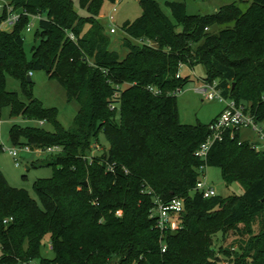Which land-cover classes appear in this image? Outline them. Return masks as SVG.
Instances as JSON below:
<instances>
[{"label":"trees","instance_id":"16d2710c","mask_svg":"<svg viewBox=\"0 0 264 264\" xmlns=\"http://www.w3.org/2000/svg\"><path fill=\"white\" fill-rule=\"evenodd\" d=\"M242 1L245 10L232 3L206 15L167 2L170 18L156 0H138L140 16L120 26L121 57L99 17L115 0H78L86 16L73 0H9L26 14L0 30V116L7 106L10 118L42 122L13 124V146L61 151L45 162L51 176L34 180L36 198L11 186L0 169V264H264V150L237 130L232 137L225 131L201 160L195 152L216 118L183 124L177 105V93L191 81L177 77L180 65H200L204 80L216 81L224 98L264 125V0ZM6 15L4 9L0 23ZM30 15H39L38 42L28 60L23 32ZM34 70L79 103L71 128L33 96L27 77ZM7 75L19 80L27 102L7 89ZM100 134L108 148L92 155ZM202 165L217 167L243 194L204 198L194 189ZM174 197L184 199L179 227L161 232L151 210L155 200ZM239 224L247 239L237 248L216 247L218 234ZM46 242L50 257L42 253Z\"/></svg>","mask_w":264,"mask_h":264},{"label":"rangeland","instance_id":"374dc122","mask_svg":"<svg viewBox=\"0 0 264 264\" xmlns=\"http://www.w3.org/2000/svg\"><path fill=\"white\" fill-rule=\"evenodd\" d=\"M163 12L171 18L169 9L166 6L167 2H183L188 14H212L215 13L220 7L232 3H236L241 10H245L248 3L240 0H156ZM74 9L81 16H86L87 13L83 11L78 3V0H73ZM113 3L105 2L101 13L100 19L105 27L106 34L111 39L110 48L116 50L121 57L126 55V49L121 47L125 34L120 29L122 23L127 20H134L139 17L142 8L138 0H122L115 6V11L112 13V18L108 17V13L113 7ZM38 19H30V30H24V52L28 60L31 59V49L37 44L38 40L35 39V32L37 29ZM114 27L115 33H110L109 28ZM9 30V26L6 24H0V30ZM219 27H214L213 31H217ZM154 45V43H151ZM181 76H189L191 81L185 86V88L177 93V105L179 112V120L183 124L195 125L198 123L208 124L214 118H216L223 110L225 103L219 99L206 100L200 94L195 91V87L200 82V79L204 77V70L202 66L195 65L194 68L184 66L180 70ZM32 82V94L42 103L45 108H54L56 110V119L59 124L69 129L72 127L73 119L78 112L80 105L76 100H68L66 92L62 85L55 79H50L44 70H34L28 75ZM6 87L10 91L17 93L18 97L27 102V97L23 93L20 86V82L17 78L7 75ZM10 108L5 106L1 111L0 116V143L2 150L0 151V169L7 179L8 183L16 188H23L29 192V194L36 198V194L33 190L32 184L37 178L50 177L52 174V168L45 165V162L56 155V153H22L18 155L19 165L15 164L14 158L8 153L7 148L13 147L9 139V129L13 124H19L21 126L38 125L39 121L26 120L21 117L10 118ZM42 127L47 131H53V125L50 122H45ZM240 138L242 140H248L250 142H258L257 134L250 129H242L240 131ZM108 148V142L103 134L99 135L98 145L93 149L92 155H98L102 151ZM29 168V169H28ZM206 184L207 187L214 189L217 195L228 196L237 195L241 196L244 192L243 187L238 182L227 184L222 176L221 171L217 167L207 166L205 169ZM242 225L236 226V229L228 231L224 237L218 234V240L216 247L221 246L223 248H229L233 246L237 248L240 241L246 240L247 235H240L237 229H241ZM255 231H257V224H255ZM46 246L42 247V253L46 256H52L51 251ZM226 262V261H225Z\"/></svg>","mask_w":264,"mask_h":264},{"label":"built area","instance_id":"2783aa9c","mask_svg":"<svg viewBox=\"0 0 264 264\" xmlns=\"http://www.w3.org/2000/svg\"><path fill=\"white\" fill-rule=\"evenodd\" d=\"M122 0H115L113 3V7L108 15V17L112 18V13L115 11V6L118 2ZM4 9H6V18L0 24H6L11 28L20 18L22 14H26L25 12H18L13 10L12 6L9 3V0H0V14L3 13ZM30 18L39 19V15H30ZM27 31L30 30V22L26 28ZM110 33H115L116 29L114 27L109 28ZM151 45V43H149ZM185 65L181 64L177 77H179L180 70ZM150 91L154 93H158L156 89L150 87ZM195 91L200 94L206 100L219 99L225 103L223 110L216 117L215 121L211 124L210 130L211 134L206 138V140L198 147L196 150V155L203 161L206 160L208 151L212 144L216 141H220L223 138V133L225 131H230L231 137L234 130L241 131L242 129H250L254 131L259 141L251 142L253 144V148L256 150H264V125L254 118L252 114L247 112L242 105L237 104L232 99H226L222 96L221 90L217 87V82H208L203 78L200 79V82L195 87ZM180 92V91H179ZM116 96V95H115ZM117 108L116 103H112L110 105L111 110H115ZM42 123V122H41ZM8 153L14 158L15 164L19 165L20 161L18 160V155L22 153H38V152H46V153H59L61 151L60 147H47L45 149H41L39 147L32 148L28 145H20L13 146L11 148L6 149ZM113 165H108L107 170L113 171ZM205 166L202 165L200 167L201 175L196 181L194 189L199 191L204 198H209L217 195L214 189L211 187H207L206 184V176H205ZM183 203L184 199L179 197H174L168 202H162L160 200H155V205L151 210V217L155 220V226L161 232L165 230H175L179 227L178 219L180 217L181 212L183 211ZM120 212H118L119 214ZM5 220L4 222H6ZM47 248L49 251L53 250V245L48 242ZM165 245L162 248V251H165ZM28 264H34L32 262Z\"/></svg>","mask_w":264,"mask_h":264},{"label":"crops","instance_id":"0c3cea01","mask_svg":"<svg viewBox=\"0 0 264 264\" xmlns=\"http://www.w3.org/2000/svg\"><path fill=\"white\" fill-rule=\"evenodd\" d=\"M109 13H110V12H109ZM109 13H108V15H109ZM100 16L103 18V17H104V14H103V13H101V14H100ZM28 169H29V168H28Z\"/></svg>","mask_w":264,"mask_h":264},{"label":"water","instance_id":"95a60500","mask_svg":"<svg viewBox=\"0 0 264 264\" xmlns=\"http://www.w3.org/2000/svg\"><path fill=\"white\" fill-rule=\"evenodd\" d=\"M27 79H28V81H30V77L29 76L27 77ZM85 184H86V182H85Z\"/></svg>","mask_w":264,"mask_h":264}]
</instances>
